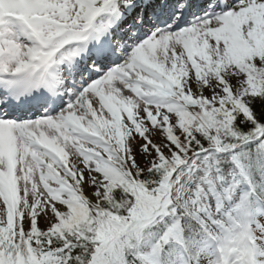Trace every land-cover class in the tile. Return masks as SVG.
<instances>
[{
    "label": "snow or ice",
    "instance_id": "1",
    "mask_svg": "<svg viewBox=\"0 0 264 264\" xmlns=\"http://www.w3.org/2000/svg\"><path fill=\"white\" fill-rule=\"evenodd\" d=\"M0 264H264V0H0Z\"/></svg>",
    "mask_w": 264,
    "mask_h": 264
}]
</instances>
